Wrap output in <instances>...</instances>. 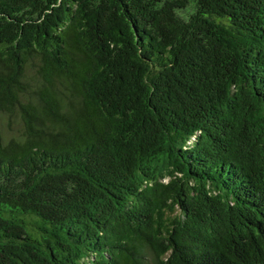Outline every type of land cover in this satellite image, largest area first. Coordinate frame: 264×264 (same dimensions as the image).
<instances>
[{"label": "trees", "instance_id": "obj_1", "mask_svg": "<svg viewBox=\"0 0 264 264\" xmlns=\"http://www.w3.org/2000/svg\"><path fill=\"white\" fill-rule=\"evenodd\" d=\"M0 264H264V0H0Z\"/></svg>", "mask_w": 264, "mask_h": 264}, {"label": "rangeland", "instance_id": "obj_2", "mask_svg": "<svg viewBox=\"0 0 264 264\" xmlns=\"http://www.w3.org/2000/svg\"><path fill=\"white\" fill-rule=\"evenodd\" d=\"M11 125H12V122H11ZM12 126H13V130L15 131V128L18 127V124H13Z\"/></svg>", "mask_w": 264, "mask_h": 264}]
</instances>
